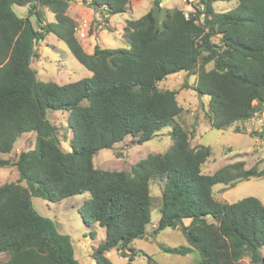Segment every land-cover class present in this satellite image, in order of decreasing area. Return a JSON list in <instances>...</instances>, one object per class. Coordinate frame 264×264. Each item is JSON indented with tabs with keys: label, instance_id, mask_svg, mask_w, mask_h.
Returning a JSON list of instances; mask_svg holds the SVG:
<instances>
[{
	"label": "trees",
	"instance_id": "1",
	"mask_svg": "<svg viewBox=\"0 0 264 264\" xmlns=\"http://www.w3.org/2000/svg\"><path fill=\"white\" fill-rule=\"evenodd\" d=\"M204 10L163 7L153 0L138 18L124 21L128 47L97 43L89 53L77 34L69 0H0V153L10 154L24 133L36 132V143L16 160L0 157V168L13 164L19 178L0 185V255L2 264H80L69 235L40 214L33 197L59 201L89 191L90 216L106 229L94 249L96 264H113L107 253L129 258L140 250L151 223V181L162 186L160 218L150 234L181 226L189 245L161 244L184 255L198 250L195 264H239L249 257L264 264V203L256 196L220 201L214 187H234L264 176L257 166L238 160L203 172L212 147L192 144L193 133L177 117L183 111L174 89L160 82L186 71L196 76L193 89L210 98L207 115L214 128L248 120L264 105V0H237L228 11L216 1L200 0ZM98 24L113 31L110 16L132 10L131 0H91ZM16 6H28L20 15ZM44 8L54 13L48 21ZM49 34L66 42L70 53L91 74L58 83L39 78L32 59ZM212 64V67L207 66ZM68 111L71 150L61 146L59 127L50 111ZM171 127L172 145L151 153L128 170L94 165L99 150L130 138L143 144ZM241 127H236L240 132ZM189 219V224L185 220ZM148 264H160L148 255Z\"/></svg>",
	"mask_w": 264,
	"mask_h": 264
},
{
	"label": "rangeland",
	"instance_id": "2",
	"mask_svg": "<svg viewBox=\"0 0 264 264\" xmlns=\"http://www.w3.org/2000/svg\"><path fill=\"white\" fill-rule=\"evenodd\" d=\"M87 1L90 2L91 0ZM77 2L78 0H72V3H70V14L76 18L78 24L83 20L90 22L88 19L93 17L94 8L88 3L79 5ZM131 2L133 11L132 13L130 11L126 12L125 15L128 17L138 18L149 10V0H145L141 4H138V0H131ZM186 2L187 0H165L163 7H185ZM213 5L217 11H228L237 5V0L216 1ZM16 10L20 15H26L28 6H16ZM44 11L48 21L54 20V13L50 9L44 8ZM95 23L97 21L94 22V25L91 23L92 27L86 37H79L82 39L80 41L82 45L86 46V43L93 38L90 35L98 34ZM123 32L124 27L117 26L104 38L102 44L112 48L128 47L129 43L124 40ZM38 52L40 55L32 59V67L42 80L62 84L79 80L91 74L70 53L66 42L54 34L46 36L44 42L38 47ZM207 67H212V64ZM195 82V75L181 71L169 75L160 82L159 86L163 89H174L178 92L177 98L183 107V111L177 117V121L193 133L192 144L203 143L212 147V154L204 164L203 172L213 173L219 167L238 160H244L246 167L257 166L258 169L264 170V148L259 139V135L262 133L255 129L256 125L253 126L249 123V120H246L224 129L214 128L207 115L210 98L207 95L199 94L193 89L192 86ZM261 110L259 108L255 112ZM49 118L59 127L62 148L65 151H70L72 149L70 144L72 135L68 128V111H50ZM238 126L241 127L240 132L236 131ZM170 130L171 127H164L157 136L143 144H132L130 138H128L124 142L116 143L112 148L101 149L94 156V165L101 169L129 171L135 162L146 158L149 154L166 152L173 143ZM36 137V132L22 134L17 139L12 152L10 154L0 153V157L8 158L11 161L16 160L21 151L35 146ZM18 178L19 173L15 165L10 164L0 168V185L16 181ZM151 193L153 195V206L151 223L147 227L149 233L145 238L134 240L133 247L141 252L136 255L133 263L148 264V255H151L160 264H195L199 262L201 254L196 249L184 255L166 252L162 249L161 244L172 247L189 245L181 226L165 228L155 236L150 234L160 218L162 186L158 180L151 181ZM214 196L217 200L229 202L247 196H256L264 203V176L242 181L232 188L224 184H217L214 187ZM90 197L91 193L89 191L61 198L55 202L41 197H33L36 210L52 219L61 233L70 236L75 247V255L80 264H96L92 253L106 237V229L93 220L85 207V201ZM189 222V219L185 220L186 224H189ZM262 251L264 254V248ZM107 255L113 264L129 263V258L122 256L119 251H109ZM7 259L8 255H0V264ZM239 264L255 263L249 257H244Z\"/></svg>",
	"mask_w": 264,
	"mask_h": 264
},
{
	"label": "crops",
	"instance_id": "3",
	"mask_svg": "<svg viewBox=\"0 0 264 264\" xmlns=\"http://www.w3.org/2000/svg\"><path fill=\"white\" fill-rule=\"evenodd\" d=\"M74 1V0H73ZM143 1L145 0H138V4H141ZM152 2L153 0H149V3H150V6H149V9L151 8L152 6ZM164 2L165 0L162 1V6L164 5ZM72 3V1L70 2ZM79 5L81 4H84L85 2L84 1H79L77 2ZM71 6V5H70ZM131 7H132V10L130 11L132 13L133 11V5H132V2H131ZM179 7V6H178ZM189 7V4H188V1L186 2V5L185 7H180V8H188ZM71 9V7H70ZM126 13H120V14H116V15H113V16H110V24L111 26L113 27L112 29L115 30L117 28V26L121 25L124 27V21L127 19V18H130L128 16L125 15ZM100 18V16L95 12L94 10V13H93V17H90V19H88L92 25H94V22L97 21V19ZM95 25L97 26V31H98V34L95 35V34H92L90 35V37H93L91 38L87 43H86V46H84V48L86 49L87 52L89 53H92L94 51V47L97 43H100L102 44V41H104V38L107 37L109 34H110V31L103 27L101 24H98L95 23ZM79 38V37H78ZM80 41H82L81 38H79ZM82 43V42H81ZM87 45H89V47H87ZM103 45V44H102ZM103 46H106V45H103ZM108 47V46H107Z\"/></svg>",
	"mask_w": 264,
	"mask_h": 264
},
{
	"label": "built area",
	"instance_id": "4",
	"mask_svg": "<svg viewBox=\"0 0 264 264\" xmlns=\"http://www.w3.org/2000/svg\"><path fill=\"white\" fill-rule=\"evenodd\" d=\"M189 7L184 9L185 16L189 17L191 11L204 10L205 4L201 2L200 0H187ZM195 4H194V3ZM92 25L91 22H88L86 20L80 21L78 26L76 27V34L78 37L84 38L89 34V31L91 29ZM249 123L253 126L256 125L255 129L259 131V133H262L259 135V139L261 140V144L264 148V105L261 111L255 112L249 119ZM263 135V136H262Z\"/></svg>",
	"mask_w": 264,
	"mask_h": 264
},
{
	"label": "water",
	"instance_id": "5",
	"mask_svg": "<svg viewBox=\"0 0 264 264\" xmlns=\"http://www.w3.org/2000/svg\"><path fill=\"white\" fill-rule=\"evenodd\" d=\"M70 2L72 1V0H69Z\"/></svg>",
	"mask_w": 264,
	"mask_h": 264
}]
</instances>
